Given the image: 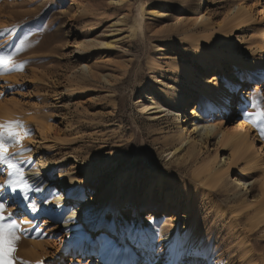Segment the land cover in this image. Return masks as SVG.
<instances>
[{"label": "rangeland", "instance_id": "obj_1", "mask_svg": "<svg viewBox=\"0 0 264 264\" xmlns=\"http://www.w3.org/2000/svg\"><path fill=\"white\" fill-rule=\"evenodd\" d=\"M193 1L0 0V56L11 57L12 69L0 75V121L20 120L24 133L9 152L26 170L38 173L46 164L56 175H71L61 193L66 199L74 191L55 219L47 220L38 202L39 211L29 216L23 201L12 206L23 218L43 217L40 227L48 231L21 236L20 260L78 264L76 251L63 247L69 234L80 237L74 249L85 250L83 236L131 227L148 235L150 264H264V218L255 217L264 212L261 143L249 151L259 154V167L242 171L247 161L241 159L226 170L233 149L223 147L221 134L201 141L199 133L187 131L197 121L200 128L218 124L228 130L237 122L242 87L232 91L228 112L225 96L233 80L252 83V64L261 53L255 27L264 24V0H209L201 13L199 3L190 7ZM250 6L256 22L233 19ZM162 9L170 15L159 16ZM220 31L226 36L217 41ZM111 42V48L102 46ZM149 98L163 106L161 112L142 109ZM260 109L264 79L242 114ZM249 121L261 139L260 126ZM176 147L172 160L183 158L184 169L204 166L217 154L205 177L217 185L215 191L181 176L177 166H165ZM216 170L227 173L219 180ZM36 176V184H46ZM6 179L0 165V183ZM55 188L61 189L58 183L47 186ZM74 202L86 205L81 223L75 221L68 232L60 223L53 226L67 219ZM152 211L157 219L148 221ZM164 213L175 218L166 222ZM177 238L181 249L173 260L168 248ZM97 255H91L92 264H99Z\"/></svg>", "mask_w": 264, "mask_h": 264}, {"label": "snow or ice", "instance_id": "obj_2", "mask_svg": "<svg viewBox=\"0 0 264 264\" xmlns=\"http://www.w3.org/2000/svg\"><path fill=\"white\" fill-rule=\"evenodd\" d=\"M4 31L10 35L14 29H5ZM20 43L23 44V40ZM102 46L106 48L113 47L112 44ZM15 51L20 52L21 48L16 46ZM10 61V56H0V75L12 70L8 67ZM84 67L87 68L86 65ZM245 115L252 120L253 124L260 126L261 141L264 142V125H262L264 109L247 112ZM21 127L22 121L20 120L0 121V165L5 166L8 177L3 183H0V264H32L31 261L20 260L17 256V246L21 236L30 233H34L33 238L48 235L47 228L41 229L40 227L43 217L33 216L31 219H26L20 213L12 210L13 205L23 201L25 209L30 213H37L39 207L34 194L45 192L42 185L29 181L25 175V169L21 166V161L15 159V155L9 152V145L20 143L22 140L24 133L20 131ZM196 131H199V129H196ZM233 131H236V129H233ZM227 146L224 145V147ZM176 151L178 152L180 149L178 148ZM174 155L175 153L166 155L165 166L167 168L177 166L181 176L205 188L216 190L217 185H213L205 179L212 172L211 163L201 167L184 169L182 167L183 158L173 161L172 156ZM241 186L247 188V184ZM60 194L61 191L58 188L50 189L48 195H44L40 202L44 205L52 204L49 196L58 197ZM84 199H88V197H84ZM61 207L63 205H54V208ZM75 216L76 213L73 212L71 216L67 217V220L63 221V224L74 222ZM149 219L152 218L149 217ZM57 223L61 222L54 221L53 226ZM81 239L82 243H86L88 248L92 250L91 255L99 253L101 257L105 258V264H141V256H144V264H150V257L146 255L147 250L150 248L149 237L138 229L129 227L117 231L115 227H112L108 232L99 231L94 237L86 235ZM137 253H140V255H137ZM36 264H43V261L37 260ZM78 264H92L89 253L82 254ZM151 264H154V262H151Z\"/></svg>", "mask_w": 264, "mask_h": 264}, {"label": "bare ground", "instance_id": "obj_3", "mask_svg": "<svg viewBox=\"0 0 264 264\" xmlns=\"http://www.w3.org/2000/svg\"><path fill=\"white\" fill-rule=\"evenodd\" d=\"M197 3H199V5H200V13L202 12V10H208L209 0H195L190 5V7L193 9L197 5ZM239 11L241 12V16L236 15L233 18L234 20L239 19V17H243L247 21L256 22L254 14H253L252 9H251V6H250V8L249 7L248 8L242 7V9H239ZM159 12L160 13L158 15L162 16V17L170 15V13H168L166 9H162ZM260 15L264 19V6H263L262 10L260 11ZM180 19H182L181 16H180ZM255 30H256V33L258 35V38L255 39V42L257 43L261 53L259 54V56L255 59V61L252 64V67H253L252 71L254 72V78L252 79V83L251 84L246 83L245 85H241L240 80H238V79L233 80V82H234V84L232 86L233 89L227 91V94L225 96V101H224V110L226 112H228L229 108H230L231 101L233 99L232 91H236L240 87H242V89L240 90L241 93H240L239 100H238L239 103L237 105V109H238V114H237L238 120H237V122L234 124V126L232 127L231 130L223 129L222 125H218V124L204 125V126H202V128H200L201 123H199L198 121L193 124V128L187 127V131L190 132V134L192 132L199 133L198 136L200 137L201 141L208 139L209 136H211L215 133L221 134V138H222L221 143H222L223 147L226 144V145H228L227 147H230L233 149V151H232L233 154L229 158V162H228V166H227L226 170L231 168V166H233V165L235 167V164H237V162H239L241 159H245L247 161V166H246V168H241L242 171L245 169H248V170L252 169L253 170V169L259 167V165L261 164L260 159H259V154L257 156V154H253V153L249 152L252 149V147H257V145H255V142L261 143L260 151H262L264 153V142L261 141L260 137L253 135L252 124L249 121V118L242 114L244 104H246V101L248 100L249 97H252V96L255 97L260 92L261 84H262L263 79H264V24L256 25ZM222 33L223 32H221V31L218 33V35L216 37L217 41H221L223 38H225L226 33L224 34V36ZM201 39H202V37L200 38V36H199L195 40L201 41ZM104 44H112V42L111 43H103V45ZM77 54H78V57L82 58L83 54H82L80 49L77 50ZM232 54H234V53L231 49L230 55H232ZM233 79H235V78H233ZM249 85H250V88H249ZM246 87H248V88L246 89ZM217 94H219V93L217 92ZM185 102H186V98L181 97L180 103L182 105H184ZM251 103H252V100L250 99V104ZM249 105L247 104V107H249ZM162 108H163V106L157 104L152 98H149L148 102H145L142 105V109L146 112H150V114L157 113V111L161 112ZM193 114L198 118L201 116V113L198 111V109L196 107L193 109ZM196 129H199V131H196ZM233 129H236V131H233ZM178 148H180V147H176L174 149H171L169 154L175 153V155H176V150ZM217 158H218L217 154L214 158H209V160L206 162V165H208L209 163H211V164L214 163ZM39 166H42V165L39 164ZM225 173H227V172H225V170H223L222 172L220 170H216L214 173V176H217L218 179L220 180ZM36 174L41 176L45 180L44 182H46L45 185L40 184L45 189V192L43 194H34V198L36 199V202H38L42 208L47 209V212H46V219L47 220L61 217V215L63 213V207L65 206L62 202L67 201V199H68L69 200L68 203H70L74 199V197H73L74 191L73 190H70V192L68 193L69 194L68 198H66V199H64V194H62V193L58 197L49 196V199L52 200V204L44 205L40 201L42 200L44 195H48V192H49V190L47 189L48 185L53 184V183H58L61 187V189H59V190L63 192V190L70 185L72 176L69 174H57L56 175L55 172H53L51 170V167L46 166V164L44 165L43 169L41 171H39L38 173L33 171L32 169L26 170V168H25V175L29 179L30 182L38 179V176H36ZM236 180L238 181V185H240V186L242 184H248L247 182L242 181V179H240V178H237ZM32 183L36 184L38 182L35 181ZM246 189H248V187ZM55 204L63 205V207L54 208ZM72 207H73V212L76 213L75 221H79V223H81V219H79V215L81 214L80 211L82 209H84L86 207V205L83 204V205H81V208H78V206L74 202L72 204ZM22 209L26 213L25 215H28V216L32 215V213H30L27 209H25L24 206L22 207ZM73 212L69 213L68 216H71L73 214ZM148 214H149V216L147 217L148 221L157 219V213L155 211L148 212ZM149 217H151L152 219H149ZM255 217L258 219L264 218V212L263 211H257V215ZM174 218H175V216L171 213H167V214L164 213V215H163V219L166 222H169V221L171 222ZM65 220H67V219H65ZM63 221H64V219L60 223V229L65 231V228H66L67 230L65 232L70 231L72 229L71 227H73L75 225L74 224L75 221L69 222L66 225L63 224ZM69 235L70 236L65 238V240L63 241V247L64 248L68 247L70 249V251H76V256H78L79 260H80L81 255L87 252V253H89V258L91 260V251L92 250L90 248H87L85 250H81L80 248L74 249L78 245L80 237L74 236L73 234H69ZM180 249H181L180 240L177 238L173 241V243L168 248V251L170 254L169 256L172 257L174 260V257L177 256V254L180 252ZM96 257H98L99 264H105V258L104 257H101L99 255H97ZM71 259H73V257H71ZM73 260H74V262H76V258H74Z\"/></svg>", "mask_w": 264, "mask_h": 264}]
</instances>
